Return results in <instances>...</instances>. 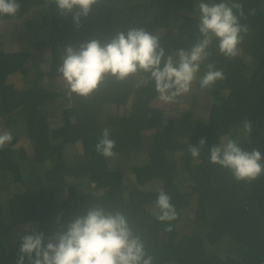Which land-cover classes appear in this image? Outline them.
Listing matches in <instances>:
<instances>
[{"label": "trees", "instance_id": "16d2710c", "mask_svg": "<svg viewBox=\"0 0 264 264\" xmlns=\"http://www.w3.org/2000/svg\"><path fill=\"white\" fill-rule=\"evenodd\" d=\"M18 2V13L0 17V27L8 25L19 43L38 27L49 36L0 47V132L14 137L0 150V264H16L25 233L15 227L16 240L6 245L3 237L15 225L35 222L50 235L94 203L127 216L153 264H264V174L237 181L208 158L220 136L241 138L244 150L264 156V0H238L240 22L249 27L240 54L227 59L213 44L206 63L226 79L209 90L194 85L195 103L177 116L164 113L153 83L141 84L142 73L123 82L106 77L83 98L67 93L57 67L67 44L133 27L158 35L166 54L189 48L199 35V0H100L79 28L47 0ZM245 119L252 131L242 136ZM104 128L116 141L110 158L95 150ZM201 137L206 143L194 160L188 145L199 147ZM78 181L93 182L91 191L79 192ZM160 189L178 213L171 231L152 215Z\"/></svg>", "mask_w": 264, "mask_h": 264}, {"label": "clouds", "instance_id": "9594fccd", "mask_svg": "<svg viewBox=\"0 0 264 264\" xmlns=\"http://www.w3.org/2000/svg\"><path fill=\"white\" fill-rule=\"evenodd\" d=\"M47 2L54 4L61 16L72 14L73 23L79 28L81 19L87 18L100 0ZM20 7L18 0H0V17L15 16ZM194 10L198 38L189 48L181 47L167 54L160 37L143 27L116 31L105 40L90 38L78 45L67 44L57 67L67 93L87 98L106 77L123 82L141 73L145 76L141 84L152 82L156 99L162 104L176 103L178 98L189 94L194 85L200 90L213 88L226 76L214 63H206L211 56L210 49L215 44L219 54L227 59L236 58L249 27L240 22L245 13L238 0H199ZM254 11L251 10L252 14ZM202 66L206 70L201 74ZM251 131L252 122L245 119L242 136ZM13 139L11 132H0V150ZM240 140L220 136L219 143L209 149V162L229 170L237 181H252L264 174V156L258 149L244 150ZM205 143L206 138L201 137L199 147L188 145L194 160L199 158ZM115 147L116 141L111 138L110 130L104 128L95 144L96 152L110 158L116 154ZM93 184H88L90 191ZM152 215L159 222H168L166 230H172L170 222L178 213L171 196L163 189L154 201ZM19 224L28 226L24 231H18ZM19 224L13 229L16 227L19 233L25 234L20 237L16 264H153V257L146 253L143 240L130 226L127 216L102 204L89 205L82 215H76L50 235L37 230L35 222ZM13 232H5L4 239L13 236ZM4 244L10 242L4 241Z\"/></svg>", "mask_w": 264, "mask_h": 264}, {"label": "rangeland", "instance_id": "374dc122", "mask_svg": "<svg viewBox=\"0 0 264 264\" xmlns=\"http://www.w3.org/2000/svg\"><path fill=\"white\" fill-rule=\"evenodd\" d=\"M1 27H3V29H1ZM1 27H0V35L3 36L2 38L6 39V42H5V44H2L0 46H2L5 49L14 50V49H16V45L20 46V45H23V44L28 46L29 45V41L31 39H34L35 41L36 40H40V39H45L46 40L48 38V36H49L47 27H44V28H39L38 27V28L32 29L31 31L30 30L27 31L26 38H24V40H22L19 43L17 41H13V39L11 38V36H14L12 30L6 31V28H8V25L2 24ZM9 81H11V80H9ZM60 83H62V82H60ZM46 84H47V86L52 85L53 84V80L50 79L49 81H46ZM193 100L194 99L192 98V92H190L189 94L178 98L176 103L162 104L158 100H157L156 103L163 109L164 113L173 114V112H174V113H176V116H177L180 113H182V111L184 109H186L187 106L195 103V102H193ZM72 149L74 151V147ZM72 149H70V150H72ZM8 179H10V178H8ZM66 179L68 181H72L73 177L71 175H67ZM179 179L184 182L182 185L186 186V184H187L186 180H188V179L183 178V176H181V175H180ZM77 185H79L80 188H81V189H78L79 192L90 191V186L84 184L83 182H79L78 181ZM12 189H13V186H12ZM26 226H27L26 224H19L18 225V231H24ZM13 230L15 231V229H13ZM14 240H15V235L13 234V236H10V237L7 238V240H5V243H9V242L11 243V242H14Z\"/></svg>", "mask_w": 264, "mask_h": 264}, {"label": "crops", "instance_id": "0c3cea01", "mask_svg": "<svg viewBox=\"0 0 264 264\" xmlns=\"http://www.w3.org/2000/svg\"><path fill=\"white\" fill-rule=\"evenodd\" d=\"M3 44H5V43H3ZM0 45H2V44H0ZM20 46H22V45H20ZM1 48H3L2 46H0ZM19 46L18 45H16V48H18ZM26 47H27V45H26ZM3 49H5V48H3ZM9 50H12V49H9ZM39 52L38 51H33V55L34 56H36L37 54H38ZM27 225V224H26ZM28 226V225H27Z\"/></svg>", "mask_w": 264, "mask_h": 264}]
</instances>
